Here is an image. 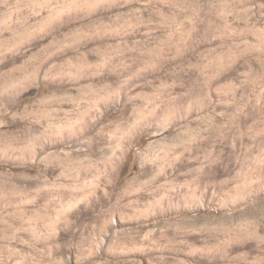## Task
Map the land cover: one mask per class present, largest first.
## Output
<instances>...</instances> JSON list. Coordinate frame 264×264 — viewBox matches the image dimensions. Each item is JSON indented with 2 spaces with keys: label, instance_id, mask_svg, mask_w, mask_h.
<instances>
[{
  "label": "rangeland",
  "instance_id": "obj_1",
  "mask_svg": "<svg viewBox=\"0 0 264 264\" xmlns=\"http://www.w3.org/2000/svg\"><path fill=\"white\" fill-rule=\"evenodd\" d=\"M0 264H264V0H0Z\"/></svg>",
  "mask_w": 264,
  "mask_h": 264
}]
</instances>
